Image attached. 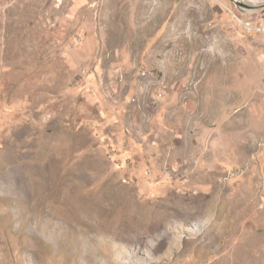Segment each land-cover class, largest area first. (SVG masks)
I'll return each instance as SVG.
<instances>
[{"label": "rangeland", "instance_id": "374dc122", "mask_svg": "<svg viewBox=\"0 0 264 264\" xmlns=\"http://www.w3.org/2000/svg\"><path fill=\"white\" fill-rule=\"evenodd\" d=\"M262 1L0 0V264H264Z\"/></svg>", "mask_w": 264, "mask_h": 264}, {"label": "bare ground", "instance_id": "6f19581e", "mask_svg": "<svg viewBox=\"0 0 264 264\" xmlns=\"http://www.w3.org/2000/svg\"><path fill=\"white\" fill-rule=\"evenodd\" d=\"M122 197H123V194H119V192H117L115 195V199L107 201V203L109 204L108 205L109 207H107V206L105 207L104 205H102V202H103L102 199L97 197V195H95L94 193H91L90 196H88L86 199L80 198L79 195L71 194L69 196L68 201H69V204L73 208H76V210L79 209L80 212L82 214H84L85 216L93 217L95 219L100 218L101 221L106 223L105 225H108L110 227V229L112 230L111 235L116 236L118 234H121V232L124 231L123 229H126V225L123 222L127 221V219L126 220L122 219V215L124 213V210L130 204V200L124 202V204H123V201L120 200ZM107 209H108V212L106 211ZM134 218H136L138 220L137 217L133 216L132 219H134ZM81 221L84 222L83 220H81ZM128 221H130V220H128ZM83 228H85V227H83ZM90 229L98 231V232L101 231V227H98V226L97 227H91ZM102 229L104 231L107 230V228L105 226H103ZM143 231H148V227Z\"/></svg>", "mask_w": 264, "mask_h": 264}, {"label": "water", "instance_id": "95a60500", "mask_svg": "<svg viewBox=\"0 0 264 264\" xmlns=\"http://www.w3.org/2000/svg\"><path fill=\"white\" fill-rule=\"evenodd\" d=\"M253 7H264V1L252 4Z\"/></svg>", "mask_w": 264, "mask_h": 264}]
</instances>
